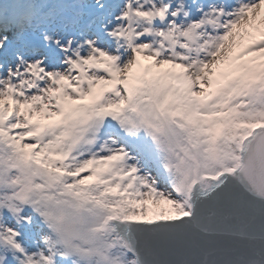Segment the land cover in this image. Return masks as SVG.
I'll return each mask as SVG.
<instances>
[{
    "label": "snow or ice",
    "instance_id": "obj_1",
    "mask_svg": "<svg viewBox=\"0 0 264 264\" xmlns=\"http://www.w3.org/2000/svg\"><path fill=\"white\" fill-rule=\"evenodd\" d=\"M0 264H264V0H0Z\"/></svg>",
    "mask_w": 264,
    "mask_h": 264
}]
</instances>
